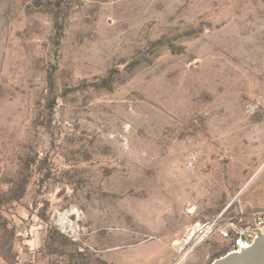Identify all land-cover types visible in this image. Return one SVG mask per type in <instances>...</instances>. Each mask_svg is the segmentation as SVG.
Returning <instances> with one entry per match:
<instances>
[{
	"label": "rangeland",
	"instance_id": "obj_1",
	"mask_svg": "<svg viewBox=\"0 0 264 264\" xmlns=\"http://www.w3.org/2000/svg\"><path fill=\"white\" fill-rule=\"evenodd\" d=\"M260 208L264 0H0V264H210Z\"/></svg>",
	"mask_w": 264,
	"mask_h": 264
},
{
	"label": "built area",
	"instance_id": "obj_2",
	"mask_svg": "<svg viewBox=\"0 0 264 264\" xmlns=\"http://www.w3.org/2000/svg\"><path fill=\"white\" fill-rule=\"evenodd\" d=\"M263 231L264 208L251 211L241 209L228 215L223 212L207 222L200 223L192 231L190 242L198 244L217 235L227 242L226 253L239 252L244 246L251 245L258 237V232Z\"/></svg>",
	"mask_w": 264,
	"mask_h": 264
},
{
	"label": "crops",
	"instance_id": "obj_3",
	"mask_svg": "<svg viewBox=\"0 0 264 264\" xmlns=\"http://www.w3.org/2000/svg\"><path fill=\"white\" fill-rule=\"evenodd\" d=\"M184 249V248H183ZM111 261L114 264H125L127 260H132V264H181L180 261L175 262L176 257L171 247L159 246L156 243L151 245H138L132 253H126L124 250L111 251ZM182 252L181 259L185 257Z\"/></svg>",
	"mask_w": 264,
	"mask_h": 264
},
{
	"label": "water",
	"instance_id": "obj_4",
	"mask_svg": "<svg viewBox=\"0 0 264 264\" xmlns=\"http://www.w3.org/2000/svg\"><path fill=\"white\" fill-rule=\"evenodd\" d=\"M210 264H264V231L258 232V237L239 252L225 253L214 259Z\"/></svg>",
	"mask_w": 264,
	"mask_h": 264
},
{
	"label": "bare ground",
	"instance_id": "obj_5",
	"mask_svg": "<svg viewBox=\"0 0 264 264\" xmlns=\"http://www.w3.org/2000/svg\"><path fill=\"white\" fill-rule=\"evenodd\" d=\"M190 239H191V236H190ZM190 239H189V243H191L190 242ZM189 253V251L187 250V251H184V254H183V256L185 257L187 254Z\"/></svg>",
	"mask_w": 264,
	"mask_h": 264
}]
</instances>
